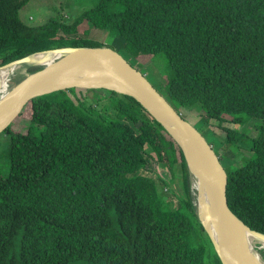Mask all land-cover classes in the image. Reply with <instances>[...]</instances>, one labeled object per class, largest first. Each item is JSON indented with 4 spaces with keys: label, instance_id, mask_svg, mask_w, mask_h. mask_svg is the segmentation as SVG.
<instances>
[{
    "label": "trees",
    "instance_id": "obj_1",
    "mask_svg": "<svg viewBox=\"0 0 264 264\" xmlns=\"http://www.w3.org/2000/svg\"><path fill=\"white\" fill-rule=\"evenodd\" d=\"M92 1L70 23L32 25L20 17L31 0H0V67L36 51L104 45L81 35L89 25L122 37L138 69L163 53L160 92L222 131H204L221 162L223 145H247L250 155L225 166L228 203L264 233V0ZM23 118L2 150L0 264H222L194 212L180 146L138 100L70 88L35 98ZM178 164L183 196L172 209L160 187Z\"/></svg>",
    "mask_w": 264,
    "mask_h": 264
},
{
    "label": "water",
    "instance_id": "obj_2",
    "mask_svg": "<svg viewBox=\"0 0 264 264\" xmlns=\"http://www.w3.org/2000/svg\"><path fill=\"white\" fill-rule=\"evenodd\" d=\"M59 55L47 65L28 71L0 103V140L23 118L33 100L55 91L107 89L138 100L172 135L185 157L194 212L210 237L222 264H264L262 252L244 235L264 233L251 229L230 208L227 197L228 174L213 146L202 132L179 112L146 74L123 54L108 45L63 46L36 51L0 67L16 64L33 66L39 54ZM75 73L82 76L75 79ZM126 80V82H124ZM160 115H158L154 110ZM210 201L214 224L204 203Z\"/></svg>",
    "mask_w": 264,
    "mask_h": 264
},
{
    "label": "rangeland",
    "instance_id": "obj_3",
    "mask_svg": "<svg viewBox=\"0 0 264 264\" xmlns=\"http://www.w3.org/2000/svg\"><path fill=\"white\" fill-rule=\"evenodd\" d=\"M93 6L92 0H31L29 4H27L24 8L20 11V17L23 21L32 24V25H38L45 23L46 20L49 17L52 16H58L61 20H65L66 22L70 23L72 22L77 16H79L80 13L85 11L86 9ZM90 26V32L85 35L81 33L82 36L90 38L92 40H96V42L103 43L104 45H108L112 48H115L117 51H119L121 54H123L131 63H134V60L127 56L124 52V39L120 36L112 35L106 30L97 29L93 27V25ZM135 64V63H134ZM165 55L163 53L157 54L153 60H147V63L141 68L142 71L146 74L147 78L150 80V82L153 83L154 86H156L158 89L162 86V74L165 69ZM135 66V65H134ZM39 66H31L27 71H31V69H36ZM138 67V66H135ZM140 69V70H141ZM20 70H14L11 73L18 72ZM10 79V78H8ZM21 79L20 74H15L12 77V81L10 82L11 86L15 85L19 80ZM94 91H89L86 93L87 100L89 103L94 104L95 107L100 109L103 112H108L109 109L107 107L108 104H106V101L101 102H93ZM182 114L186 117L187 120H189L193 125H195L198 129L203 130V133L205 137L210 140L207 133H205L208 129H215L213 132L215 135H220L222 131H219L215 125H206V119H200L199 115L195 112V110L189 109V110H183ZM200 119V120H199ZM13 129L15 127H25V118H22L18 121V123L15 124ZM252 123H249L246 125L247 130L249 131L251 129ZM213 128V129H212ZM218 130V131H216ZM205 131V132H204ZM8 137H4L0 140V169L3 173H6L8 170V160L3 155L2 150L6 147L7 139ZM217 145V142L214 141ZM223 145L221 148H223L221 152L222 162L224 163V166H229L237 162L238 159L242 155H250V151L246 144H241L240 150L236 151L235 147H224ZM150 168H154L153 162H150ZM149 175L153 176L152 173H149ZM165 181L168 183L166 187H160L162 189V194L164 200L169 204V206L172 209H177L181 205V197L183 196V186H182V169L180 165H176L175 167V175L171 176L169 174H165ZM190 186V184H189ZM262 247V246H261ZM259 247V251L262 252L264 250V247Z\"/></svg>",
    "mask_w": 264,
    "mask_h": 264
},
{
    "label": "bare ground",
    "instance_id": "obj_4",
    "mask_svg": "<svg viewBox=\"0 0 264 264\" xmlns=\"http://www.w3.org/2000/svg\"><path fill=\"white\" fill-rule=\"evenodd\" d=\"M58 56L59 55H55L52 53L39 54V55L34 56L30 60V63L28 64H32L34 66H44V65H47L49 62H51L53 59L58 58ZM26 66L27 64L26 65L16 64L11 67H7V68L4 67L0 69V101L4 96H6V94L11 90V88L15 86V85L11 86L10 84V82L12 81L11 72L14 70H20L22 73L20 77L26 76L28 74V71L26 70ZM7 76H9L10 79H8ZM81 76H82L81 74L75 73V79H78ZM124 82H126V80H124ZM204 208H205V212L208 210L209 220L211 223L214 224V216H213V212H212V208H211L209 200L204 203ZM244 235L247 238L248 242L251 244V246H253L254 248L259 249V247L261 246L264 247V237L255 235L251 233L250 231H248L246 228L244 229Z\"/></svg>",
    "mask_w": 264,
    "mask_h": 264
}]
</instances>
